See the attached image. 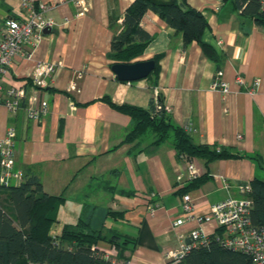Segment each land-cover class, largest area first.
<instances>
[{"label":"crops","instance_id":"obj_1","mask_svg":"<svg viewBox=\"0 0 264 264\" xmlns=\"http://www.w3.org/2000/svg\"><path fill=\"white\" fill-rule=\"evenodd\" d=\"M39 1L56 2L49 15L58 24L45 33L31 60L13 59L2 86L26 83L29 94L36 61L61 66L39 91L48 103L40 120L28 119L23 107L11 113L0 105V136L10 126L15 129L14 168L36 174L44 192L62 197L56 209L62 225L83 218L103 234L127 235L130 242L121 256L128 264H167L164 254L176 246L178 231L199 227L207 235L221 234L212 221L172 226L182 214L184 194L177 190L187 181L186 160L175 148L173 132L153 143L155 133L148 129L125 142L132 119L106 99L148 109L156 89L171 108L170 121L192 142L240 155L208 164L191 158L199 175L207 174L186 192L196 212L240 197V184L264 180V28L236 9L233 0H186L207 19L202 39L219 55L221 79L230 88L223 97L210 87L215 62L196 42L185 46L181 34L151 10L140 20L150 41L133 61L160 56L156 79L125 82L115 77L110 42L133 0H85L77 18L69 0ZM21 16L18 0H0V27L5 19ZM63 17L71 21L64 24ZM78 72L77 89L68 90ZM237 75L243 86L235 83ZM255 78L260 83L249 93ZM153 205L157 207L151 212Z\"/></svg>","mask_w":264,"mask_h":264},{"label":"trees","instance_id":"obj_2","mask_svg":"<svg viewBox=\"0 0 264 264\" xmlns=\"http://www.w3.org/2000/svg\"><path fill=\"white\" fill-rule=\"evenodd\" d=\"M233 5L243 14L251 15L264 28V7L257 0H233ZM147 10L155 12L180 33L185 46L196 42L203 54L215 62L216 71L220 70L219 55L202 39L208 26L207 19L186 0H133L124 12L121 29L110 42L113 63L133 62L142 55L150 41V35L140 26ZM159 58L158 55L152 58L155 67L147 78L156 79ZM159 100L162 101L160 95ZM106 101L132 119L133 126L125 142L133 141L150 129L155 133L153 143H157L172 131L178 154L188 159L200 157L208 164L216 159L240 156L221 147L192 142L184 129L174 125L167 114L155 111L152 97L148 109ZM23 173L20 183L0 186V264H127L121 256L130 242L127 235L115 231L103 234L101 230L91 228L83 218L76 223H64L59 232L53 233L52 227L57 222L56 209L63 199L44 192L36 174L31 171ZM206 178L207 174H202L187 180L177 191L184 194ZM247 183L250 189L245 196L252 201V222L264 226V180L253 178ZM217 235L220 234L209 235L205 243L197 240L174 264H251L244 253L221 246L216 240Z\"/></svg>","mask_w":264,"mask_h":264},{"label":"built area","instance_id":"obj_3","mask_svg":"<svg viewBox=\"0 0 264 264\" xmlns=\"http://www.w3.org/2000/svg\"><path fill=\"white\" fill-rule=\"evenodd\" d=\"M69 1L77 9L73 18L79 17L85 7V0ZM257 1L261 7H264V0ZM18 5L22 16L7 18L0 27V105L11 113H16L18 109L23 107L28 119L38 121L48 111V103L40 97L39 91L54 78L61 65L55 62L36 61L29 77V94L25 87L26 83H15L3 87L2 77L15 57L22 56L26 60H31L33 51L45 35V31L50 32L57 26V20L49 15V12L55 8L56 2L18 0ZM70 21L71 18L63 17L64 24H68ZM221 75V70L215 71L210 87L225 97L230 88L228 83L221 79ZM79 77H81V73L78 72L75 78L70 80L68 90L77 89L76 79ZM235 83L243 86L244 80L240 75H237ZM259 83L258 78L253 79L248 92L253 93ZM151 97L155 111H162L165 114L170 112V106L163 100H159V93L156 89L152 91ZM14 138L15 129L12 126L7 128L3 136H0V186L18 184L23 180V171L14 168ZM180 157L186 160L187 180L199 176L193 161L185 155H180ZM249 189V183L239 185V192L242 196L227 197L210 204L206 211L201 213L195 211V203L190 194L184 193L181 204L182 214L172 222V226L176 228L192 222L201 225L212 221L222 230V233L216 236V240L221 246L244 253L250 259L251 264H264V226H258L252 222L250 215L252 201L245 196ZM156 207L157 205H153L150 208L151 212ZM208 236L199 227L186 232L178 231L176 233V246L164 254L167 264L180 261L197 240L205 243Z\"/></svg>","mask_w":264,"mask_h":264},{"label":"water","instance_id":"obj_4","mask_svg":"<svg viewBox=\"0 0 264 264\" xmlns=\"http://www.w3.org/2000/svg\"><path fill=\"white\" fill-rule=\"evenodd\" d=\"M45 32L49 33L48 30ZM154 67L155 61L147 59L129 63L115 62L111 65V70L119 81L131 82L148 77Z\"/></svg>","mask_w":264,"mask_h":264},{"label":"rangeland","instance_id":"obj_5","mask_svg":"<svg viewBox=\"0 0 264 264\" xmlns=\"http://www.w3.org/2000/svg\"><path fill=\"white\" fill-rule=\"evenodd\" d=\"M61 226H62V222H61V221H57V222L53 225V227H52V232H53V233H57V232H59Z\"/></svg>","mask_w":264,"mask_h":264}]
</instances>
